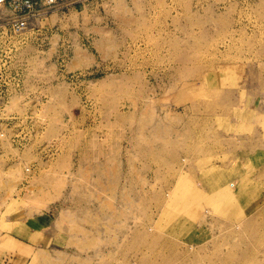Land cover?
Listing matches in <instances>:
<instances>
[{"label": "rangeland", "instance_id": "374dc122", "mask_svg": "<svg viewBox=\"0 0 264 264\" xmlns=\"http://www.w3.org/2000/svg\"><path fill=\"white\" fill-rule=\"evenodd\" d=\"M9 16L0 264H264V0Z\"/></svg>", "mask_w": 264, "mask_h": 264}, {"label": "built area", "instance_id": "2783aa9c", "mask_svg": "<svg viewBox=\"0 0 264 264\" xmlns=\"http://www.w3.org/2000/svg\"><path fill=\"white\" fill-rule=\"evenodd\" d=\"M59 0H0V8L9 10L11 16L5 19L3 28L13 33L28 30L36 21L46 18L57 6ZM0 114L7 111L10 99L23 94L24 79L22 74L15 72L13 55L18 49L11 42L0 45ZM0 137H4L1 133Z\"/></svg>", "mask_w": 264, "mask_h": 264}, {"label": "crops", "instance_id": "0c3cea01", "mask_svg": "<svg viewBox=\"0 0 264 264\" xmlns=\"http://www.w3.org/2000/svg\"><path fill=\"white\" fill-rule=\"evenodd\" d=\"M30 235H32V234H30ZM27 239V238H26ZM23 240V239H22ZM29 240V239H28ZM24 241V240H23ZM23 241H21V240H19V239H17V242L18 243H23ZM30 241V240H29ZM25 242V241H24Z\"/></svg>", "mask_w": 264, "mask_h": 264}]
</instances>
